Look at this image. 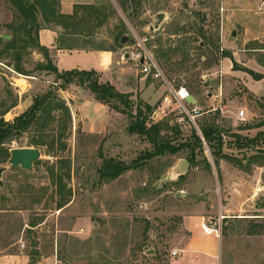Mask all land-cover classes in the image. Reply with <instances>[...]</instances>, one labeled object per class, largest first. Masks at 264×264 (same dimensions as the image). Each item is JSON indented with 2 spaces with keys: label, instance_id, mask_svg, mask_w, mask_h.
Masks as SVG:
<instances>
[{
  "label": "rangeland",
  "instance_id": "obj_1",
  "mask_svg": "<svg viewBox=\"0 0 264 264\" xmlns=\"http://www.w3.org/2000/svg\"><path fill=\"white\" fill-rule=\"evenodd\" d=\"M90 4L108 6L110 17L103 26H96V20H92L95 26H90L88 39L79 35L76 46L113 51L115 71L121 67L126 70L118 89L131 94L134 109L140 99L156 108L167 90L162 78H141L144 72L140 58L150 53L174 86L188 87L192 103L201 110L218 108L205 114L219 112L217 121L226 129L223 153L228 157H221L216 166L212 153L204 149L193 165L187 159L189 151L183 149L143 159L114 179L101 177L99 169L107 159L133 164L152 148L147 139L129 132L128 114L105 104L102 121L83 120V111L77 105L79 98L91 97L88 89L70 85L62 90L54 82V75L32 72L45 59L38 48L30 46L23 53V64L32 76L19 75L7 64L14 61L13 57L3 56L0 102L9 96L10 84L20 104L22 100L20 107L5 115L6 120L31 104L35 95L52 88L69 104L72 122L66 129L57 111L58 120L46 129L48 142L63 132L62 139L68 144L65 151L47 152L44 147L32 171L17 166L4 173V186L0 187V255H20L19 264H264V150L235 145V134L253 137L264 129V77L256 79L244 69L264 74V0H142L139 10L130 0L125 5L121 0H93ZM128 10L140 13L130 18ZM160 13H164L162 20L158 18ZM38 16L41 26L56 25ZM19 26L21 19L12 0H0V50L5 45L3 35H27ZM61 32L59 37L63 38V27ZM117 34L127 36V41L122 42ZM235 62L240 69L233 67ZM248 77L251 88L260 96L247 87ZM208 80L209 85H205ZM240 109L245 110V122L238 118ZM95 114L94 119H99L100 114ZM176 114L169 113L164 120L175 121ZM202 116L197 117V124ZM179 126L178 141L186 140L195 127L186 118ZM37 135L38 131H29L11 146L37 147L31 144ZM204 156L212 170L206 167ZM61 158L71 160L70 170L69 162L62 163ZM181 158L189 161L188 171L175 180L167 179L168 171ZM61 173L68 203L57 208L60 195L55 179ZM38 195L40 202L34 201ZM221 209L227 214L221 239L207 237L201 233L202 227L196 229L199 243L208 246L214 241V260L187 256L185 248L192 236L184 218L205 215L210 220ZM32 222L36 223L34 227L30 226Z\"/></svg>",
  "mask_w": 264,
  "mask_h": 264
},
{
  "label": "trees",
  "instance_id": "obj_2",
  "mask_svg": "<svg viewBox=\"0 0 264 264\" xmlns=\"http://www.w3.org/2000/svg\"><path fill=\"white\" fill-rule=\"evenodd\" d=\"M129 0H121L125 5ZM135 5V9L139 10L142 0H130ZM18 10V17L21 19L20 29L25 30L27 35L16 34V36H4L5 45L0 50V60L3 56H12L14 61L7 63L14 65V70L19 74L32 76L34 71H45L48 75L55 76V83L59 89L66 90L70 85L86 87L91 97L101 103L108 104L113 109L127 113L131 119L128 126L130 133H138L147 139L152 148L141 154L132 163H126L114 158L107 159L102 168L99 169L101 177L114 179L122 174L127 169L137 166L143 159H151L158 155L175 154L183 149L188 150L187 159L191 164L198 163V156L204 152V143L198 130L193 127L190 136L184 141H178L181 134V128L177 122L162 120L155 122L152 118V111L155 106L148 101L140 99L134 109V101L131 94H126L120 91L115 85L101 79V74L96 69H63L60 70L55 62V55L51 49L43 46L39 41V31L43 27L38 19L39 14L42 15L45 21L54 22L56 25H61L65 29L63 38L58 39V48H74L75 39L80 35L84 39H88L91 34L92 20H96V26H103L109 19L108 6L100 7L93 4H77L75 10L71 14L61 12V0H12ZM85 10V11H83ZM83 11L82 14L80 12ZM139 11H127L131 18L139 15ZM84 26V27H81ZM18 29V28H17ZM176 33V32H174ZM121 34L116 37L122 40ZM203 37L207 38L204 33ZM33 46L38 48L45 56L43 61H40L31 72L23 64V53L28 47ZM2 61V60H1ZM264 65V63H262ZM235 69H240L237 63L233 66ZM249 71L254 78L261 79L263 73H258L252 69L244 68ZM38 76V74H34ZM60 81V82H59ZM9 96L0 102L2 109L0 110V163H5L11 156V144L18 137L27 132L38 131L39 135L31 140L32 145L40 147L47 152L54 150L65 151L67 149V141L62 139L63 132L58 139L47 141L45 135L50 124L58 120L55 112H61V117L65 121V128L68 129L72 122V111L65 99L58 96L56 90L52 88L37 94L33 97V102L24 111L16 115L12 120H6L5 115L19 103V96L14 92L12 85L8 86ZM217 111V110H216ZM219 112L214 115L203 114L199 121V127L202 135L211 148V153L214 156L216 166H219L221 157H228L223 153L225 128L220 126L217 121ZM60 118V117H59ZM172 130L173 134L163 133L164 130ZM237 135L236 147L240 149L259 147L264 150V129L259 130L253 137ZM45 150V151H46ZM256 158V156H255ZM61 158L60 162L65 164L69 162V170L71 169V160ZM207 163V168L211 169V162L204 156ZM264 160V159H263ZM24 171V170H22ZM25 172V171H24ZM70 176V173H65ZM64 174L61 173L56 177V192L60 195L57 202V208H62L68 203L64 194ZM72 190H69L71 193ZM34 201L40 202V197L35 196ZM28 208V207H25ZM1 209H5L2 207ZM36 223L32 222L31 227Z\"/></svg>",
  "mask_w": 264,
  "mask_h": 264
},
{
  "label": "crops",
  "instance_id": "obj_3",
  "mask_svg": "<svg viewBox=\"0 0 264 264\" xmlns=\"http://www.w3.org/2000/svg\"><path fill=\"white\" fill-rule=\"evenodd\" d=\"M93 0H61V12L65 14H71L74 11L76 4H90ZM62 27L61 25H44L39 31V41L43 46L51 49L53 55H55V62L60 70L63 69H96L101 74V79L103 81H108L115 85L117 88V83L121 82L122 76L126 74V70L124 67L115 71L114 67V53L110 49L104 48H83L80 46H74V48H58V39L59 34H61ZM120 64V62H118ZM21 75V74H19ZM142 79H151L157 81V79L152 76H147L142 74ZM251 78V77H250ZM249 77L246 78L247 87L249 90L255 95H259L256 91L251 88L249 83ZM154 82V81H153ZM155 83V82H154ZM121 85V83H120ZM78 87L77 85H73ZM129 86V85H124ZM80 87V86H79ZM130 87V86H129ZM161 87H159L160 89ZM72 97V96H70ZM264 98V96H261ZM73 98V97H72ZM80 99V104L77 105L79 109L83 111V120L90 121H102L104 119L105 109L107 108L104 103H101L91 97H86L84 99ZM264 104V103H263ZM21 104L16 107H20ZM30 103L22 110H19L15 113L18 115L22 111H24ZM15 107V108H16ZM105 107V108H104ZM225 107V106H224ZM91 110L92 113H89ZM87 112V113H86ZM86 113V114H85ZM96 113V114H95ZM100 114L99 119H94L93 115ZM205 215H198L195 218H184V225L191 232V242L185 248V254L187 256L193 255L200 258L202 261L211 262L216 257V248L214 246V241L211 242L210 245L205 246L204 244L199 243V235L196 231L198 227L201 228L202 221L204 220ZM201 233L205 234L201 228ZM206 235V234H205ZM207 237L209 235H206ZM215 239V238H214ZM21 261L20 255H16L14 253H6L4 255H0V264H19Z\"/></svg>",
  "mask_w": 264,
  "mask_h": 264
},
{
  "label": "built area",
  "instance_id": "obj_4",
  "mask_svg": "<svg viewBox=\"0 0 264 264\" xmlns=\"http://www.w3.org/2000/svg\"><path fill=\"white\" fill-rule=\"evenodd\" d=\"M141 63L143 64V72L147 76H152L155 79H164L167 90L162 97V101L159 105L152 111V118L155 122L164 120L169 113L176 112L178 115L174 122L178 124L183 121V119L190 120L195 125L201 138L203 139L204 149L207 154H211L209 146L207 145L202 132L200 130L199 124H197V117L205 114L206 112L216 111L218 108H210L207 110H201V107L197 103H192L190 99L192 98V93L185 85L174 86L164 75L163 71L157 64L156 60L149 53L147 55H142ZM222 111L223 107L221 106ZM238 118L241 121H247V116L244 109H240L238 112ZM185 118H184V117ZM227 214L224 213L223 209L220 210L217 217H213L210 220L204 218L201 227L206 235H213L216 239L222 238L223 232V222L226 219ZM176 255L177 251H173Z\"/></svg>",
  "mask_w": 264,
  "mask_h": 264
},
{
  "label": "water",
  "instance_id": "obj_5",
  "mask_svg": "<svg viewBox=\"0 0 264 264\" xmlns=\"http://www.w3.org/2000/svg\"><path fill=\"white\" fill-rule=\"evenodd\" d=\"M163 17L164 13H160L158 15L159 20H162ZM233 34H235V31H233ZM127 39V36H123L122 42L125 43ZM12 69L14 70V65H12ZM209 83L210 80H208L205 85H209ZM10 151L11 156L8 160V164L0 165V187L4 186L3 175L8 169L20 166L22 169L32 171L34 169V163L40 160L43 156L41 148L35 146L13 147ZM189 166L190 163L187 159H179L177 163L168 171L167 179L175 180L180 178L188 171ZM150 251L154 252L153 249Z\"/></svg>",
  "mask_w": 264,
  "mask_h": 264
}]
</instances>
